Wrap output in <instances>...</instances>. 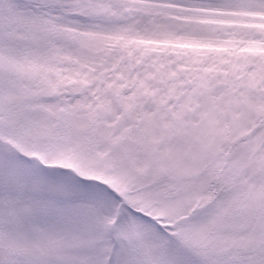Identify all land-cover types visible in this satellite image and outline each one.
I'll use <instances>...</instances> for the list:
<instances>
[{
  "label": "snow or ice",
  "instance_id": "obj_1",
  "mask_svg": "<svg viewBox=\"0 0 264 264\" xmlns=\"http://www.w3.org/2000/svg\"><path fill=\"white\" fill-rule=\"evenodd\" d=\"M0 264H264V0H0Z\"/></svg>",
  "mask_w": 264,
  "mask_h": 264
}]
</instances>
